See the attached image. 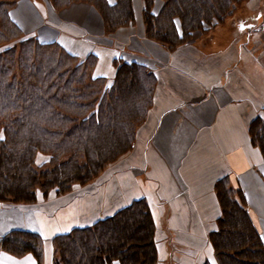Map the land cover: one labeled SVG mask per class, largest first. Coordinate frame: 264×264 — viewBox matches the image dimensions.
Listing matches in <instances>:
<instances>
[{
    "label": "trees",
    "instance_id": "trees-1",
    "mask_svg": "<svg viewBox=\"0 0 264 264\" xmlns=\"http://www.w3.org/2000/svg\"><path fill=\"white\" fill-rule=\"evenodd\" d=\"M56 10L88 3L106 33L134 23L132 0H46ZM242 0H142L145 36L173 50L212 30ZM17 0H0V203L30 206L49 194L83 187L127 154L152 105L155 76L144 64L114 56L113 78L92 75L96 56L24 34L10 16ZM264 163V118L248 123ZM38 154L46 158L36 162ZM221 215L208 234L215 264H264V245L244 197L225 178L215 186ZM237 193V195L235 194ZM157 223L145 198L90 225L55 234L50 264H160ZM45 239L13 228L0 250L43 264ZM52 259V258H51ZM201 264H212L203 260Z\"/></svg>",
    "mask_w": 264,
    "mask_h": 264
},
{
    "label": "crops",
    "instance_id": "crops-1",
    "mask_svg": "<svg viewBox=\"0 0 264 264\" xmlns=\"http://www.w3.org/2000/svg\"><path fill=\"white\" fill-rule=\"evenodd\" d=\"M20 4L23 7L10 11V16L22 30H32L30 35L42 41L58 42L79 57L93 53L96 63L92 75L111 79L115 73L113 58L117 56L122 61L144 64L155 76L156 85L146 119L136 130L132 149L124 156L137 154L138 161H133L140 163L131 168L133 184L124 187L130 197L127 202L114 199L104 216L85 224L78 223L84 217L72 216L60 226L38 215L22 220L21 214L0 212V237L10 229L21 228L50 240L55 234L90 225L143 197L163 238L167 230L170 239L179 244L182 240L183 245H207L210 255L200 263L208 260L215 264L208 234L216 229L221 215L215 186L225 178L244 197L264 245V163L247 130L252 118H264V0H253L238 30L232 26L224 32L222 22L214 27L212 47L205 51L196 45V37L173 50L138 39L126 40L125 45L101 46L95 39L104 35L103 22L93 6L74 3L56 14L51 11L53 25L47 26L41 3L21 0ZM132 7L134 23L123 31L124 35L145 40L142 0H132ZM130 188L136 191L130 193ZM15 216L20 220L15 222ZM46 252L44 244L43 264L48 261ZM0 264L36 261L30 254L14 257L0 250Z\"/></svg>",
    "mask_w": 264,
    "mask_h": 264
},
{
    "label": "rangeland",
    "instance_id": "rangeland-1",
    "mask_svg": "<svg viewBox=\"0 0 264 264\" xmlns=\"http://www.w3.org/2000/svg\"><path fill=\"white\" fill-rule=\"evenodd\" d=\"M20 1L21 0H17V2L11 7L10 11L14 12L16 7L18 9L19 6H22L20 4ZM30 1H36L38 3H41L40 8H41V13L43 15V22L44 25L47 26L53 25L50 23L52 22L50 18L51 11L56 14L59 11L68 8L71 5L70 4L65 8L56 10L50 7V5L46 0H30ZM252 4H253V0H242L236 6L231 16L230 17L228 16V18H226L221 23V25H223L221 28L222 31L224 32L228 31L229 29H231L232 26L234 28L233 30H238L237 27L243 21L242 16L244 14L247 15V13L250 12L249 9L251 8ZM30 10L33 11L32 8H30ZM21 13H24V10H21ZM227 21L229 22V25L226 24L228 23ZM132 25L133 24L121 26L115 31V33H106L103 26L104 35L96 38L95 41L99 42V45L101 46L102 45L105 46L106 43L109 44L111 43L113 46H118L120 44L125 45L128 43L127 42L128 40L134 41L135 39H138L139 41H143L148 45L154 46V44H157L156 42L148 39L145 36V33L143 34V38L145 40H140L136 35L133 34L124 35L123 31L132 27ZM41 26L42 25H40V28ZM53 27L58 28V25H54ZM22 31L24 34L27 35H30L32 32V30H27V31L22 30ZM212 35H213L212 30L206 32H195L192 35L191 39L196 37L197 38L196 45H198L203 51H205L208 50L210 47H212L210 40V36ZM124 156L118 159L116 163L109 166L101 176L97 177L86 186L74 187L71 190V192L61 196H55L53 194H49V197L46 200L39 199V201L36 204L30 206H20V205L13 206L10 204L0 203V212L1 213L8 212L7 214L13 212V213H17V215L21 214L22 220L23 219L31 220L35 215L36 216L38 215L42 217L44 221L49 222L52 225L56 224L58 226H60V224H62L63 222L68 223V219L72 216L84 217V221L78 222L81 224L88 223L91 220L95 219L96 217L104 216V214L112 207L109 205L110 201L114 199L116 201L118 199L117 201L121 200L122 202H127L128 199L130 198L128 194L124 192V187L125 185H128L130 183L133 184L132 177L134 174L131 168L133 165L136 164L140 166V163L134 162V161H138L137 154H135L132 157L129 155L131 158L129 156L128 157H124ZM45 158L46 157L43 154H38L36 157V162L42 163L45 160ZM128 191L130 193H133L136 191V189L130 188ZM118 194H120V196ZM117 196H119V198ZM14 220L16 222V220H20V219H17L15 216ZM167 232L168 231L166 230L165 231L166 237L163 238L164 233L160 229H158L157 231V237L160 239L159 240L160 264H201L200 260L204 256H207L208 254L210 255L209 248L207 245L204 244L200 245L198 243L195 246L183 245L182 240H180L181 244H179L177 240L175 241L173 240V237L172 239H170L171 236ZM45 249L47 251L46 253L48 258L47 264H50L51 260L57 257V254L56 252H54V249L51 246L49 238L45 240Z\"/></svg>",
    "mask_w": 264,
    "mask_h": 264
},
{
    "label": "snow or ice",
    "instance_id": "snow-or-ice-1",
    "mask_svg": "<svg viewBox=\"0 0 264 264\" xmlns=\"http://www.w3.org/2000/svg\"><path fill=\"white\" fill-rule=\"evenodd\" d=\"M0 139H2V137H0Z\"/></svg>",
    "mask_w": 264,
    "mask_h": 264
}]
</instances>
